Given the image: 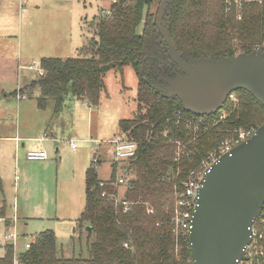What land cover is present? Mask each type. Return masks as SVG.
Here are the masks:
<instances>
[{"label": "trees", "instance_id": "trees-1", "mask_svg": "<svg viewBox=\"0 0 264 264\" xmlns=\"http://www.w3.org/2000/svg\"><path fill=\"white\" fill-rule=\"evenodd\" d=\"M156 1L112 0L89 24L85 18L87 39L77 56L43 57L44 72L13 92L25 99L39 88V107L51 99L59 113L70 95L99 105L111 69L122 73L124 66L132 65L139 79L135 116L120 121L122 132L138 149L135 156L114 163L108 179L114 182L120 170L124 182L101 186L96 156L86 172L87 201L78 228L80 237L84 228L88 231L89 256H59L55 232L47 229L18 253V264H193L188 236H182L176 249L171 221L175 190L229 135L240 128H258L264 122V106L241 89L216 114L198 115L186 110L177 96L161 92V75L173 77L182 71L157 26V13L152 12ZM226 1L169 0L163 24L185 60L231 57L264 43V0H244L230 10ZM113 193L131 202V209L116 204ZM0 216H6L5 204ZM261 231L264 249V227ZM14 258V247L7 244L0 264H14Z\"/></svg>", "mask_w": 264, "mask_h": 264}, {"label": "rangeland", "instance_id": "rangeland-1", "mask_svg": "<svg viewBox=\"0 0 264 264\" xmlns=\"http://www.w3.org/2000/svg\"><path fill=\"white\" fill-rule=\"evenodd\" d=\"M4 1L8 4L11 1L13 12L14 10L18 12L19 0ZM74 2L70 12L65 9L59 13L54 12V16H59L61 21L67 16L73 19L74 33L80 34L84 32L80 18L82 16L88 18L86 23L89 24V21L100 14L103 8L109 7L112 0H74ZM159 4L158 0L153 4L152 12L157 13ZM23 5L26 6V3ZM57 55L70 57L77 56L78 53ZM38 73L31 70L32 76L36 78L39 77ZM104 80L105 88L97 106L88 105L86 100L80 101L72 95L67 98L64 113H59L55 120L63 131L61 135L63 142L59 152L55 150L54 156H51L52 166L31 163L30 168L34 178L31 181L27 180L21 155L20 165L16 163L12 165L11 177L0 182V197L7 198L11 203L17 197L19 204L31 214L26 215V218H20L16 224L19 234L17 252L26 249V242L31 241L33 236L51 229L56 235L59 256L66 258L89 256L88 231L84 228L80 237L81 229L78 228V218L87 201V167L92 166L93 158L98 156L101 159L97 168L98 176L100 178L111 176L113 147L109 141L125 134L121 130L120 121L133 118L138 106L139 79L132 65L124 66L122 73L118 69H111L106 73ZM38 96L39 94L33 93L26 101L36 102ZM231 96L234 99L236 95L233 93ZM52 104L53 101L50 99L48 105L51 107ZM100 140L105 141L101 148L96 144V141ZM71 142L76 145L75 150ZM24 157L28 160L27 154ZM42 200L45 202L43 205H41ZM4 230L5 227L0 226V256L6 252ZM190 261L193 262L192 258Z\"/></svg>", "mask_w": 264, "mask_h": 264}, {"label": "water", "instance_id": "water-1", "mask_svg": "<svg viewBox=\"0 0 264 264\" xmlns=\"http://www.w3.org/2000/svg\"><path fill=\"white\" fill-rule=\"evenodd\" d=\"M168 3L159 4L156 22L182 72L173 77L161 75L164 85L159 90L177 96L186 110L198 115L216 114L241 89L264 106V52L185 60L163 24ZM263 208L264 122L208 170L190 234L193 264H242L244 248L252 241L253 223Z\"/></svg>", "mask_w": 264, "mask_h": 264}, {"label": "crops", "instance_id": "crops-1", "mask_svg": "<svg viewBox=\"0 0 264 264\" xmlns=\"http://www.w3.org/2000/svg\"><path fill=\"white\" fill-rule=\"evenodd\" d=\"M18 3L20 7L18 12L15 10L13 12L14 7L11 1L8 4L0 0V48H3L0 49V182L11 177L12 165L14 163L20 165L21 155L27 180L31 181L34 178V173L30 168L31 163L52 166L51 156H54L55 150L59 152L63 142L61 137L63 131L55 120L59 113H64L66 101L62 111L56 113L54 102L51 107L47 105L45 108H40L37 101H26L28 97L19 99L13 96V92L28 85L36 78L32 76L31 70H38L31 66L40 65L43 57H59L63 55L57 54L78 53L87 39L84 29L85 17L80 18L84 32L79 34L74 33L73 19L67 16L64 21H61L59 16H54V12L59 13L61 10L66 9L70 12V7L75 3L74 0L49 2L48 0H26L25 2L19 0ZM24 3L26 6L23 5ZM33 91L40 95L39 88ZM46 133L48 135L43 138ZM96 142L101 148L105 141ZM42 149L47 152V159H25L24 156L29 150ZM110 178L111 176L101 179ZM44 203L42 200L41 205ZM4 204L6 205V216L16 217L17 222L20 218L31 215L19 204L17 197L12 203L7 198L0 197V207Z\"/></svg>", "mask_w": 264, "mask_h": 264}, {"label": "built area", "instance_id": "built-area-1", "mask_svg": "<svg viewBox=\"0 0 264 264\" xmlns=\"http://www.w3.org/2000/svg\"><path fill=\"white\" fill-rule=\"evenodd\" d=\"M25 2L26 0H22ZM115 1V0H114ZM244 0H227V9H232V4L236 7H241ZM106 13H110L109 10ZM255 50H260L264 52V45L260 44L255 47ZM36 68L39 73H43V69L40 65L35 64L31 66V68ZM234 93V92H233ZM232 93V94H233ZM231 94V95H232ZM230 95V97H232ZM25 97V96H24ZM224 117V116H223ZM257 128H240L236 133L229 135L225 138L218 146L217 149L213 150L209 153L208 157L203 159L201 163L196 167L192 168L188 171L186 179L183 181L179 188L175 190V205L173 209L172 216V224L174 226V234H175V242L177 251L180 249L181 238L182 236L189 237V245L191 247L190 242V234L193 227V218L194 212L198 205L199 199V189L203 185V181L208 170L212 167V165L218 161V159L224 155L225 153L230 152L235 146L240 144L243 141L249 139ZM48 134L46 133L44 137ZM113 147V164L114 163H122L124 160L129 159L135 156L136 151L138 149V145L135 141L128 139L125 135H120L115 137L112 141H110ZM180 144V142H177ZM72 147L75 149L76 145L72 143ZM181 147V144L180 146ZM180 152L178 151V155ZM27 158L30 160H45L48 158V154L45 150H29L27 152ZM100 157L96 156L94 159V166L97 169L98 164L100 163ZM112 164V165H113ZM113 172V170H112ZM124 182V177L121 175L120 170L117 171V178L114 182L111 180H102L100 185L106 186L108 183L115 184L119 186ZM107 193L104 192L103 195ZM116 204L124 205V210L128 211L132 207V203L129 202L126 198L122 197L117 193H113L110 195ZM149 213H153V208H150ZM17 218H9L7 216H0V226L5 227L3 234V240L6 244H10L14 247L15 258L14 264H18L17 255V241L19 238V234L16 229ZM262 227H264V208L261 210L258 217H256L253 227H252V241L247 244L244 248V253L246 259L242 261V264H262L264 262V249L262 245L263 233L261 231ZM35 241V237L26 242V248H29L31 244ZM126 246L128 244L126 243ZM193 260V257H192Z\"/></svg>", "mask_w": 264, "mask_h": 264}, {"label": "flooded vegetation", "instance_id": "flooded-vegetation-1", "mask_svg": "<svg viewBox=\"0 0 264 264\" xmlns=\"http://www.w3.org/2000/svg\"><path fill=\"white\" fill-rule=\"evenodd\" d=\"M164 85V83L162 84V86Z\"/></svg>", "mask_w": 264, "mask_h": 264}]
</instances>
